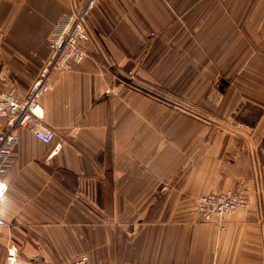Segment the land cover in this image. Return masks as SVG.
Segmentation results:
<instances>
[{"label":"crops","instance_id":"crops-1","mask_svg":"<svg viewBox=\"0 0 264 264\" xmlns=\"http://www.w3.org/2000/svg\"><path fill=\"white\" fill-rule=\"evenodd\" d=\"M84 1L0 0V93H27ZM86 25V57L41 99L55 139L15 132L0 264L9 247L31 264H264V0H97ZM214 56L248 87L208 90ZM170 78L204 113L167 107ZM235 190L248 205L222 228L198 219L200 196Z\"/></svg>","mask_w":264,"mask_h":264},{"label":"built area","instance_id":"built-area-1","mask_svg":"<svg viewBox=\"0 0 264 264\" xmlns=\"http://www.w3.org/2000/svg\"><path fill=\"white\" fill-rule=\"evenodd\" d=\"M96 2L85 0L69 15L59 19L48 40L50 58L26 94L18 95L13 91L0 93V200L7 190L5 177L15 158V132L24 129L46 145L55 139V133L42 122L41 99L50 89L49 78L53 72L68 71L86 57L87 45L91 42L86 19ZM247 205L248 198L241 190L209 193L197 199L196 215L205 223L215 219L222 228L225 216ZM2 224L0 219V226ZM4 264L31 263L20 262L16 249L9 247L6 249ZM65 264H89V258L81 255Z\"/></svg>","mask_w":264,"mask_h":264},{"label":"rangeland","instance_id":"rangeland-1","mask_svg":"<svg viewBox=\"0 0 264 264\" xmlns=\"http://www.w3.org/2000/svg\"><path fill=\"white\" fill-rule=\"evenodd\" d=\"M102 58H103V61L106 64H108L107 59L105 57H102ZM221 58L222 57H217V56H214L213 57V59L215 61L218 60V62H217L218 64L217 65L214 62V65H216V67H217L218 70H215L212 73L208 72L207 73V76L205 75L207 77V80H208L207 83L209 84V88H207V89L208 90L211 89V91H214L216 94H219L220 95V94H222L227 89V87H230L231 86L232 79H234L238 74H241L240 76L243 75L244 80H245L244 81L245 83L243 81H241V83H244V85L246 87H248V81L251 79V78H248V75L249 74H246L244 72H242V73L241 72L240 73H238V72L229 73V72L220 71V68H221V62H220L221 61ZM256 58L261 59L263 57L246 56L245 57V61L243 63L244 67L248 68L249 60L256 59ZM240 63H241V61H240ZM237 78H241V80H243L242 77H237ZM135 79L136 78L134 77V80ZM170 79L171 80L166 81L167 84H165V86H163L162 88H160V91H159V93H160L159 96L166 103L167 107L181 109V110L186 111V112L189 113L191 111H194L195 112L194 107L197 106V107L200 108L199 111H201L202 113H204V109H205L204 108V105H196L195 103H193V101L191 102L189 100L190 98L188 97L187 93L190 94V92H189L190 88H188V87H186V89L183 88L184 93L187 95V96H183L182 94H179V90H180L179 88H178V91L175 92V89H174L175 84L173 83L172 78H170ZM263 80H264V78H263ZM185 82L186 81H184L182 84L184 85ZM189 82L190 81L188 80L187 81V84H189ZM205 84L206 83H204V85ZM139 89H141V88H139ZM144 90H147V88H144ZM152 94L153 95H158V92H156V93L155 92H152ZM201 108H203V109L201 110ZM249 111L250 112H245V115H260L261 114L260 109L259 110L253 109V110H249ZM242 114L244 115V113H242ZM235 191H237V190H235ZM202 223H205V222H202ZM217 226L220 228L221 225H218V223H217Z\"/></svg>","mask_w":264,"mask_h":264}]
</instances>
